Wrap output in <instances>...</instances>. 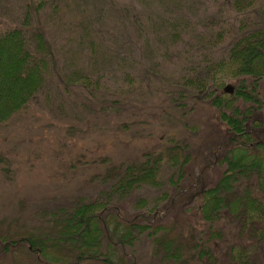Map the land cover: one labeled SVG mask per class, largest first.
Segmentation results:
<instances>
[{
  "label": "trees",
  "instance_id": "1",
  "mask_svg": "<svg viewBox=\"0 0 264 264\" xmlns=\"http://www.w3.org/2000/svg\"><path fill=\"white\" fill-rule=\"evenodd\" d=\"M3 1L0 0V124L24 108L37 94H42L49 83V75L54 79L57 77L65 88L76 76L87 82L84 68L72 70L57 64L59 55L73 57L71 53H74L79 57L77 51L80 50L90 53L94 80L104 74L102 71L115 67L123 72V78H119L120 74L113 75V79L126 86L130 84L132 73L122 69L131 61V55L136 54L144 64L141 70L144 83L141 85L145 84L148 89L152 82L150 77L157 78L151 65L155 63L152 58L158 49L148 40L150 34H144L148 31L146 28L149 26L161 38L176 42L182 29L179 27L182 13L220 2L126 0L128 7L137 4L139 8L152 11L154 20H149L151 24H146L145 28L139 19L142 13L137 10L128 16L131 8L120 9L109 1L101 8L98 4L104 0H83L78 8L84 14L74 23L79 30L71 38L70 28L48 34L53 22L57 24V6L62 0H20L12 8L11 15L12 4L9 7ZM223 4L228 5L231 12L241 15L236 20L237 27L233 28L226 44L219 46L224 36L221 28L215 29V25H219L218 19L202 18L206 19L202 22L204 29L209 31L205 36H196L199 41L193 43L198 62L189 60L190 75L187 77L182 73L180 76L181 86L192 90L193 100L207 102L219 111L218 119L224 124L225 131L214 146L208 144L209 154L203 168L216 165L218 178L206 187L201 170L193 183L196 189L189 192L186 200L198 199L195 216L196 222H200V231L190 232L188 248L191 253L182 257L178 245L172 244L171 238H165V231L157 222V217L176 201L174 195L167 204L159 205V201L167 196L168 187L182 190L178 181L182 179V169L190 153L187 143L182 144L176 139L169 140L162 151L145 149L116 163L102 157L99 163L105 162L106 169L101 174H93L102 190L91 199L78 198L69 208L57 207V235L48 244L41 237H21L9 242L0 240V253L6 254L16 244H25L39 264H45L48 249L53 247L60 255L72 256L69 263L64 260L61 264L86 261L91 264H134L136 245L145 237L153 243L156 260L161 264H181L183 259L198 264H264V0H224ZM95 25L99 30L104 27L106 35L94 34ZM137 30L146 41L143 44L149 46L142 49V54L135 48ZM165 44L162 41V45ZM57 47L58 51L55 50ZM220 77H225L227 82H219ZM186 92L184 88L177 90V98H174L177 104ZM111 103L115 105L111 108L116 111L123 105L118 100H111ZM125 104L130 105L129 102ZM176 108L184 115L185 107L179 105ZM183 125H187L186 120ZM165 161L170 171L163 180L160 171ZM145 186L156 190L154 201L146 205L145 210H136L125 217L117 205L118 200ZM144 202V199H137L135 204L142 206ZM189 225L187 223L185 227ZM114 247L121 252L117 262L110 257ZM57 258L64 259L58 256L55 260Z\"/></svg>",
  "mask_w": 264,
  "mask_h": 264
},
{
  "label": "rangeland",
  "instance_id": "2",
  "mask_svg": "<svg viewBox=\"0 0 264 264\" xmlns=\"http://www.w3.org/2000/svg\"><path fill=\"white\" fill-rule=\"evenodd\" d=\"M18 1L20 0L3 1V4L9 7L12 4L9 14L12 8L19 4ZM81 1L83 2L60 1L55 16L58 26L53 22L48 34L53 35V31L70 28L69 32L73 34V38L75 31L79 30L77 23L76 26L74 23L84 14L78 8ZM108 1L120 9L131 8L128 16L136 10L137 13L141 12L139 19L144 27L151 24L149 20H154L152 11L139 8L137 4L128 7L126 0H104V3L100 2L98 5L105 8ZM223 2L220 0L218 5H202L193 12L182 13L184 19L181 18V24L179 23L182 29L176 42L173 39L161 38L152 28L145 27L148 31L144 34H150L148 40L158 49L152 58L155 63L151 65L157 78L150 77L149 81L152 82L147 86L148 89L145 84L141 85L144 83L141 75L144 64L136 54L131 55L132 65L130 61L124 68L121 67L122 70L132 73L130 84L127 86L113 79V75L115 77L120 74L119 78H123V72L115 67L102 71L104 74L94 80L95 75L90 70L94 62L89 58L91 56L88 50L77 51L79 57L74 53H71L73 57H68V54L62 57L59 55L58 67L63 65L71 67L72 70L84 68L87 82L76 76L68 88H65L59 84L57 77L54 79L49 75L45 91L37 94L24 108L0 124V240L9 242L21 237H41V240L48 244L57 235V207L63 205L69 208L78 198L91 199L102 190L99 182L93 178V174H101L106 169L105 162L99 163L102 157L116 163L125 157L136 156L145 149L162 151L168 146L169 140L176 139L182 144L187 143L186 148L190 153L182 169V179L178 181L182 190L175 191L168 187L167 196L159 201V205L167 204L174 195L176 201L168 207L167 212L157 217V222L165 231V238H171L172 244L178 245L177 249L182 252V257L191 253L188 248L190 232L195 229L197 231L194 233L200 231V222H196L195 216L198 199L194 197L191 201L186 200L189 192L196 189L193 183L201 170L206 187L218 178L216 165H210L205 170L203 168L209 154L208 144L214 146L225 131L224 124L218 119L219 111L207 105V102L193 100L192 90L185 85L181 86L180 76L185 73L188 77L191 73L188 64L192 60L194 63L198 62V56L194 55L193 43L199 41L196 36H205L209 31L202 25L205 17L210 16L219 21L215 29L221 28L224 36L219 46L226 44L233 28L237 27L236 20L241 15L231 12L229 6ZM8 19L10 16L5 20ZM95 26L94 34L99 32L100 36L106 35L104 27L99 30L98 25ZM134 36L137 39L135 48L142 54V49L145 50L149 46L143 44L146 41L141 39L138 30ZM161 40L166 44L162 45ZM58 48L55 50L58 51ZM219 79V82H227L225 77ZM179 88H184L187 92L184 99L177 104L174 98H177ZM111 100L121 101L123 105L117 111L113 110ZM126 102L130 105H126ZM176 105L185 107L184 115ZM183 120L187 121L186 126L183 125ZM163 165L160 176L166 180L170 166L166 161ZM164 187L167 188V184H164ZM156 193L154 188L145 186L120 198L117 205L123 215L129 217L136 210H145V206L154 201ZM137 199H144V206L135 204ZM181 202L184 203L180 205ZM187 223L191 224L188 228L185 227ZM139 240L134 264H161L156 260L157 251L153 250L151 240H146L145 237ZM15 246L6 254L1 251L0 264L38 263L37 257L28 251L25 244ZM53 248L48 249L45 264H61L64 260L69 263L72 258L70 254L60 255ZM113 249L114 254L110 257L117 262V256H121V252L117 247ZM58 256L64 259L55 260ZM81 264L91 263L86 261ZM181 264L198 263L183 259Z\"/></svg>",
  "mask_w": 264,
  "mask_h": 264
}]
</instances>
